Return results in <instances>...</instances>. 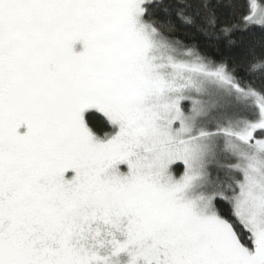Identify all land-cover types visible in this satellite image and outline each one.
<instances>
[{"label":"snow or ice","instance_id":"1","mask_svg":"<svg viewBox=\"0 0 264 264\" xmlns=\"http://www.w3.org/2000/svg\"><path fill=\"white\" fill-rule=\"evenodd\" d=\"M219 4L175 14L264 33V0ZM172 7L0 0V264H264V40L241 74Z\"/></svg>","mask_w":264,"mask_h":264},{"label":"trees","instance_id":"2","mask_svg":"<svg viewBox=\"0 0 264 264\" xmlns=\"http://www.w3.org/2000/svg\"><path fill=\"white\" fill-rule=\"evenodd\" d=\"M180 0H164V4L171 3L173 5L169 15H165L164 12H160L159 16L162 20H171L175 25V31L172 33L173 36L185 44L198 47L201 53L219 59L221 57L228 58L230 62L235 63L238 70L243 74V68L246 66L245 56L247 49L257 40H264V33L260 29H253L245 33H237V37H243V40H237L235 46L229 47L223 37L217 38L218 33L214 35H204L199 29L200 21L194 25H188L182 23L177 19L175 14L176 3ZM184 2L199 4L200 0H184ZM215 4L216 0H212ZM244 0H220L217 12L222 19H228L231 16L232 8L229 5L232 4H243ZM259 51V49H257ZM97 126L103 128L102 119L96 121Z\"/></svg>","mask_w":264,"mask_h":264}]
</instances>
